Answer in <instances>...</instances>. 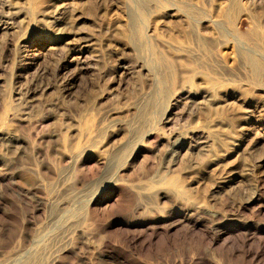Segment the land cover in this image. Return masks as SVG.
<instances>
[{
	"label": "rangeland",
	"instance_id": "rangeland-1",
	"mask_svg": "<svg viewBox=\"0 0 264 264\" xmlns=\"http://www.w3.org/2000/svg\"><path fill=\"white\" fill-rule=\"evenodd\" d=\"M0 264H264V0H0Z\"/></svg>",
	"mask_w": 264,
	"mask_h": 264
}]
</instances>
